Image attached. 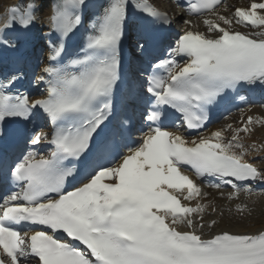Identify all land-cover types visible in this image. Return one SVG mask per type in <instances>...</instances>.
<instances>
[{
  "label": "snow or ice",
  "instance_id": "snow-or-ice-1",
  "mask_svg": "<svg viewBox=\"0 0 264 264\" xmlns=\"http://www.w3.org/2000/svg\"><path fill=\"white\" fill-rule=\"evenodd\" d=\"M184 5L205 30L184 19L163 54L157 36L174 19L148 0H106L92 15L90 0H55L46 15L45 0H25L0 20V54L34 39L48 60L30 81L37 97L20 90L22 70L0 76V139L9 123L43 121L17 154L0 155V264H264V229L216 233L199 202L205 183L231 187L228 199L264 183V165L246 159L264 144L241 139L264 118L202 131L213 106L264 88V0H177ZM133 15L144 38L129 80L122 42ZM125 84L122 108L115 97ZM136 103L138 121L127 114Z\"/></svg>",
  "mask_w": 264,
  "mask_h": 264
},
{
  "label": "bare ground",
  "instance_id": "bare-ground-1",
  "mask_svg": "<svg viewBox=\"0 0 264 264\" xmlns=\"http://www.w3.org/2000/svg\"><path fill=\"white\" fill-rule=\"evenodd\" d=\"M20 2H25V0H0V20H4L7 15H9V9ZM45 2L48 7H45L44 15L48 13L49 8L52 5V0H45ZM227 3L232 6H243L248 3V0H228ZM172 17L176 23H180V27L182 29L188 27L183 23V20L190 19L198 30H205L206 26L203 24L204 17L193 18L187 16L185 11H178L177 13L173 12ZM140 36V34H136L135 40ZM34 42L37 41L34 40ZM40 44L43 45V43L39 41V45L35 47L36 53L40 52L36 58L42 59L43 66L44 64L48 63L47 50H45L46 46L43 45V51L41 52ZM165 52L166 51L162 50V52L159 53L163 54ZM136 54L138 55L137 51ZM35 56L36 54L30 59H27V71L32 77L34 72L37 74L39 73L40 68H36V65L32 64V60L35 59ZM28 80H30V78H28ZM32 94L35 97L39 95L35 87H33ZM263 94L264 88L261 87H259L258 91L254 93V95H257V97H261ZM134 113L138 114L139 111L134 110ZM249 116L257 119L264 118V104L246 106L244 109H241L238 114L230 116L224 123H219L212 126L204 134H210V132L222 127H226L228 124L233 125V127L240 126L241 122H246L247 117ZM40 123H43V121ZM252 127L254 128V132L251 135H245L243 133L241 134L242 142L246 147L252 144L257 146L264 144V125L254 123ZM225 135L227 136L228 133H225ZM246 159L254 162L257 166L264 165V152L250 150L246 156ZM245 188L246 187H243L241 189L238 199H228V194L233 191L232 189L224 187L221 189H216L204 185L203 191L208 195L199 202L209 205L205 211V221L208 222L211 219H216L218 221V226L214 230L216 233L220 232L222 229H225L231 232L252 234L264 229V191L252 189L251 193H249L245 190ZM196 202L197 201L194 200L191 202V204L194 206ZM238 204L246 205L247 207L243 212H238L236 207ZM212 234L213 230L207 228L204 230L205 237H210Z\"/></svg>",
  "mask_w": 264,
  "mask_h": 264
}]
</instances>
